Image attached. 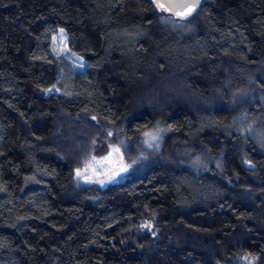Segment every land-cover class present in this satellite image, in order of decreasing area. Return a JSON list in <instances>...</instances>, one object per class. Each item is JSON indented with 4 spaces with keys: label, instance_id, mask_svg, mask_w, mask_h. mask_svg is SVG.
I'll return each mask as SVG.
<instances>
[{
    "label": "trees",
    "instance_id": "16d2710c",
    "mask_svg": "<svg viewBox=\"0 0 264 264\" xmlns=\"http://www.w3.org/2000/svg\"><path fill=\"white\" fill-rule=\"evenodd\" d=\"M154 128L140 172L77 184ZM0 264H264V0H0Z\"/></svg>",
    "mask_w": 264,
    "mask_h": 264
},
{
    "label": "rangeland",
    "instance_id": "374dc122",
    "mask_svg": "<svg viewBox=\"0 0 264 264\" xmlns=\"http://www.w3.org/2000/svg\"><path fill=\"white\" fill-rule=\"evenodd\" d=\"M51 52L54 56L64 57L75 69L79 70L82 68V60L68 52L65 37L61 32H58L52 39ZM146 132L157 135L155 141H150L152 144L151 147L145 143V140L148 139V137H146L144 133L141 135V144L139 145H136L134 142L130 143L123 136L104 140L102 143L98 144L96 149L90 152V155L80 168L83 171L87 167L86 175L91 177L92 182H86L84 175L78 177L75 173L77 184L105 188L116 182L129 179L140 172V170L148 164L145 153L152 151L155 153L162 145L165 133L162 128H154ZM114 147H119V153H112V155L109 156V153L112 152V148ZM179 151L178 153H180ZM118 161L122 162L127 167V173L119 179L109 180L108 176L111 175V171ZM97 181L105 182L100 183Z\"/></svg>",
    "mask_w": 264,
    "mask_h": 264
},
{
    "label": "snow or ice",
    "instance_id": "6c2138e0",
    "mask_svg": "<svg viewBox=\"0 0 264 264\" xmlns=\"http://www.w3.org/2000/svg\"><path fill=\"white\" fill-rule=\"evenodd\" d=\"M154 2L156 3L157 8L162 9L164 11H168L170 9H182L183 11L177 12L176 15L180 16V18H184L186 16H190L192 14V12L195 11L199 0H190V2L172 3V4H167V5H165L163 3H159L158 0H154ZM62 31L63 30H61V32ZM112 135H113V133H111V132L108 133V136H112ZM144 135L146 137H148V139L145 140V143L148 144L149 147H151L152 144L150 143V141H155L157 139V135L154 133H149V132H145ZM119 151H120L119 147H114V148H112V152L109 153V156H111L112 153H119ZM93 159H95V158H93ZM120 171L124 172V171H127V169L121 167ZM86 172H87V167L83 171L81 169H77L76 175L78 177L84 175L86 182H92L91 177H88L86 175ZM117 175H119V173L113 172L111 175L108 176V179L114 180ZM97 182L104 183L105 181H97Z\"/></svg>",
    "mask_w": 264,
    "mask_h": 264
},
{
    "label": "water",
    "instance_id": "95a60500",
    "mask_svg": "<svg viewBox=\"0 0 264 264\" xmlns=\"http://www.w3.org/2000/svg\"><path fill=\"white\" fill-rule=\"evenodd\" d=\"M146 1H148L153 6V8H154L155 11L162 12V13H164L166 15L171 16L175 20H179V21H183V22L192 19L199 12V10L201 8V4H202V0H199L198 5H197L195 11H193L190 16H186L184 18H180V16L176 15V13L177 12H180V11H183L182 9H170L168 11H164L162 9L157 8L156 3L154 2V0H146ZM158 2L167 5V4H172V3H185V2H190V0H158ZM121 167L127 169V167L122 162L118 161L115 164L114 168L112 169L111 174L113 172L119 173V175H117L115 179H119V178H121L122 176H124L127 173V171L121 172L120 171Z\"/></svg>",
    "mask_w": 264,
    "mask_h": 264
}]
</instances>
